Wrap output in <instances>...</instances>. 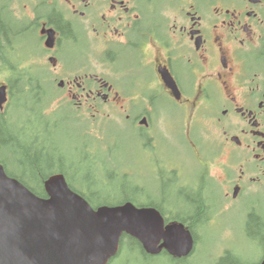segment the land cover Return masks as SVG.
Masks as SVG:
<instances>
[{
	"label": "flooded vegetation",
	"instance_id": "flooded-vegetation-1",
	"mask_svg": "<svg viewBox=\"0 0 264 264\" xmlns=\"http://www.w3.org/2000/svg\"><path fill=\"white\" fill-rule=\"evenodd\" d=\"M38 66L86 125L92 207L197 229L246 201L264 229V0H0L9 97Z\"/></svg>",
	"mask_w": 264,
	"mask_h": 264
},
{
	"label": "water",
	"instance_id": "water-1",
	"mask_svg": "<svg viewBox=\"0 0 264 264\" xmlns=\"http://www.w3.org/2000/svg\"><path fill=\"white\" fill-rule=\"evenodd\" d=\"M6 100L1 88L0 107ZM45 190L46 199L34 195L0 165V264H108L124 235L151 255L165 249L180 258L194 250L191 231L165 226L154 209L126 204L93 210L63 175L49 178Z\"/></svg>",
	"mask_w": 264,
	"mask_h": 264
},
{
	"label": "trees",
	"instance_id": "trees-1",
	"mask_svg": "<svg viewBox=\"0 0 264 264\" xmlns=\"http://www.w3.org/2000/svg\"><path fill=\"white\" fill-rule=\"evenodd\" d=\"M11 91L14 94L18 89L14 86ZM21 95V104H17L12 97V108L8 114L0 113V156L3 157V159L0 158V163L4 165L11 177L18 179L41 197L46 196L44 182L56 172H61L66 177L74 191L80 194L86 191V186L94 184L93 175L96 173L94 157L87 149L79 145L80 142L76 144L75 141L69 140L66 145L73 126L70 125L68 128L59 126V122L54 120L55 126L50 130V114L45 113L46 104H42V108L39 106L34 108L35 106H31L34 102V99L30 98L31 94H26L23 88ZM9 164L13 165L17 172H21V175L9 171ZM198 206L200 208V205ZM254 219L252 229L257 234L260 231L264 232L260 220ZM191 231L196 236L197 245L201 244L204 238L199 235L196 228ZM204 232L202 231L203 237ZM125 257L128 260L138 257L147 263L157 260L145 254L138 241L128 236L122 239L120 252L113 261L116 262ZM157 258H165L174 264H190L191 262L190 259H174L167 254ZM240 261L241 259L233 253L226 252L225 256L219 258L215 264H240Z\"/></svg>",
	"mask_w": 264,
	"mask_h": 264
},
{
	"label": "rangeland",
	"instance_id": "rangeland-1",
	"mask_svg": "<svg viewBox=\"0 0 264 264\" xmlns=\"http://www.w3.org/2000/svg\"><path fill=\"white\" fill-rule=\"evenodd\" d=\"M171 113L172 109L167 107L166 116L170 117ZM69 140L74 141L72 138L68 139V142ZM175 153V148L169 151V155H175ZM0 157L3 158L2 156ZM10 167L11 171L17 172L13 165H10ZM17 173L21 175V172ZM245 217L241 206L211 222L209 228L205 230L204 240L198 247L197 254L190 264H215L219 257L222 256L224 250L230 251L234 256L240 258V264H259L264 256V245L253 241V239L264 237V232L260 231L257 234L252 229V224L242 228ZM199 235L202 237V231H199ZM126 258L119 259L115 264H174L165 258L154 260L151 263H147L138 257H133L130 260Z\"/></svg>",
	"mask_w": 264,
	"mask_h": 264
},
{
	"label": "bare ground",
	"instance_id": "bare-ground-1",
	"mask_svg": "<svg viewBox=\"0 0 264 264\" xmlns=\"http://www.w3.org/2000/svg\"><path fill=\"white\" fill-rule=\"evenodd\" d=\"M47 125V124H46ZM53 129V127L50 126V130Z\"/></svg>",
	"mask_w": 264,
	"mask_h": 264
}]
</instances>
